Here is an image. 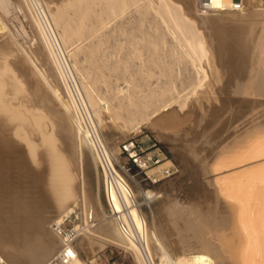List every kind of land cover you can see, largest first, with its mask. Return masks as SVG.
I'll return each mask as SVG.
<instances>
[{
    "label": "bare ground",
    "instance_id": "bare-ground-1",
    "mask_svg": "<svg viewBox=\"0 0 264 264\" xmlns=\"http://www.w3.org/2000/svg\"><path fill=\"white\" fill-rule=\"evenodd\" d=\"M7 1L0 0V250L3 252V255L0 254V264H38L58 245L60 250L62 241L52 228V223L61 221L70 207L72 209L80 203L86 230L98 236V240L92 243L87 239L90 244L95 243L97 249L107 244L125 248L136 264H264V0H242L239 8L230 7L231 0H214L216 8L206 13L198 10L197 0H182L184 6L178 0H171L173 4H178L176 7L180 9L174 10L180 11L181 18L187 21L185 23L189 22L190 27L201 30L200 34H196V30L190 28L195 32H188L187 27L183 26V37L192 40L186 53L196 61L197 76L188 94L186 91L183 92L184 97L178 94L177 97H167L169 101L151 111V114L140 117V126L149 128L160 141L169 142L182 155H188L193 160L198 158L200 166H197L201 167L199 170L203 175L200 184L203 195L187 204L172 200L161 187L136 190L115 169L108 143L109 138L114 139L112 130L118 125L112 126L115 123L109 109L98 111V124L90 121L91 126L86 125V130H83L82 120L72 113V107L61 91L55 77L58 74H53L50 68L43 41L37 40L34 30L36 36L32 35L31 44L35 43L36 48L29 43L24 45L13 40V32L2 18L9 5ZM20 1L14 0V6L26 17L22 2L18 3ZM23 1L31 13L34 10L33 17L43 39L38 37L44 40L43 44L47 47L53 37L47 31V17L41 5L44 4L49 11L52 8L51 18L57 21L62 18L70 2ZM112 2L120 6L124 0ZM172 17L174 19V14ZM156 31L152 32L156 34ZM56 52L54 59L64 72L63 63L56 55L60 49ZM39 55L43 61L39 60ZM130 95L127 94L131 101L134 100ZM119 99L122 100V97ZM200 104L203 115L208 111L217 113L224 104L243 105L246 108L229 125L232 130L216 142L209 157H200L201 152L195 146L196 139L182 137L190 133L184 125L191 121ZM203 115L199 114L196 119H202ZM105 119L113 123H110L112 128L109 129L108 139L101 136L98 129V126L106 125ZM56 130L63 131V137L68 138L67 147L61 146L63 143L60 144L59 131ZM87 133L91 134L90 139L86 137ZM76 138L80 141L78 145L82 147L86 168L91 165L94 171L98 163L102 166L105 205L99 195V185L94 191L89 180L80 175L82 167L78 171ZM168 183V187L172 188L170 181ZM135 190L141 192L146 203L156 201L155 206H159L157 216L151 217V221L141 213L140 202H137L138 205L135 200ZM73 249L76 255L66 264L91 263L89 250H85V256H81L75 244ZM90 249L92 251L93 248Z\"/></svg>",
    "mask_w": 264,
    "mask_h": 264
},
{
    "label": "rangeland",
    "instance_id": "rangeland-1",
    "mask_svg": "<svg viewBox=\"0 0 264 264\" xmlns=\"http://www.w3.org/2000/svg\"><path fill=\"white\" fill-rule=\"evenodd\" d=\"M54 1L57 4L64 3L66 1L70 3L66 5L67 7L65 8V12L62 15V18L57 20L58 22L54 21L51 18L50 13L53 14L52 8H51V11H49V9H47V7L44 6V4L41 5L42 10L47 17V24H46V28H48L47 31L51 30V33L49 31L48 33H49V36L53 37V38L50 37L52 40V43L49 41H48L49 43H47V40H46V43H47V47H46L45 46L46 44H43L45 43L44 40H40L43 38L41 35V31L39 30V27L36 23V20L33 17V13H35L34 10H33V13H31L30 10L27 8L25 1L21 0L20 2H18V3L22 2V6L24 8L23 10L27 14L25 17L23 13L21 12V10L17 9V7L14 6V3H15L14 0H8L7 2L9 5L7 7V11L6 13L4 12V14L2 13L3 14L2 18L4 17L3 18L4 22L6 23L8 28L11 29V31L13 32V36H14L13 40L15 39L17 40L16 41L17 43H20V44L23 43L24 45H28L29 43L30 46H32L33 48H36L37 45L35 43L33 45L31 44L33 41V39H31L33 38L32 35L33 34L35 35V32H36L37 40H39L40 42L43 41L42 46L44 50L45 49L47 50L45 51L46 53H48L47 57H48V62L50 61L49 63L51 66L50 68L54 70L53 71L51 69L53 74H56V73L58 74V76L55 75V77L58 83L60 84L62 93L64 94L65 98L68 100V102L70 103L72 107V113L75 116H79L80 119L83 121V122L81 121L83 130H86L87 126L89 127L91 126L90 121L94 124H98L96 120L98 111L100 112L102 109L104 110L105 108L109 109L112 115V118H113L112 121L115 124L112 125L113 123L109 119L107 120H109V122L112 124L108 123L105 119L104 123L106 122L107 123L106 125L104 123L103 124L106 128L104 129V126L100 125L98 126V129L100 130V135L102 134L101 136H103L105 139H108L110 137L109 129L112 128L111 125L113 127H115V125H118V127H116L117 129L114 128V130H112L114 131V136H113L114 139L109 138L110 139L109 143H108V140L106 141L109 146V151L111 154V158L113 159V165L115 169L125 179L126 177L130 178L134 175V178L137 181H139L138 183L137 181L132 182L126 179L130 183V185H132L134 189L144 190V189H149V188L155 189V188L161 187V190H164V192H167V194L169 193V197L172 200H177V201L179 200V202L182 204H187L188 202L193 201V200L197 201L203 195L202 188L200 186L203 180V177H202L203 175L201 174V170H199L201 167L200 168L198 167L200 166L199 164L200 162L198 158H195V160H193L194 158L188 155H182L180 150L176 148L175 149L172 148L169 142L160 141L157 138V136L154 133H152V131L149 128H146L143 125L140 126V120L141 118L155 111L158 108V106L160 107L163 103L169 101L170 100L169 98L177 97V94L183 95L182 97H184L185 93L183 92L187 91L186 93L188 94L191 91L189 89H192V85L194 84L195 79H196L195 76H197L196 75L197 73L195 70L196 61H194L192 57L186 53V49L191 46L192 40L190 38L183 37L184 35L183 31H185L183 29V26L187 27V29L189 30L188 32L194 33L195 32L194 30H196L195 32L196 34L197 32H199L198 34H200L201 30L198 31V29H195L194 27H190L191 24L189 22L185 23L187 21H184L183 17H182L183 19L181 18V15L179 13L180 11L174 10L178 8L176 7L178 4L176 5L175 3L173 4L171 0H164V1L163 0H160V1L159 0H155V1L154 0H130V1L124 0V3H122L120 6L114 5L112 0H90V1L89 0H70V1L69 0H54ZM178 1L180 2L181 5L184 6V3L182 0H178ZM154 2L157 4H155ZM169 3H171V5ZM113 5L115 9L113 8ZM113 9L114 11H112ZM116 11L118 12L117 15H116L117 13ZM177 13L180 16H178ZM173 14L175 16L174 19L172 17ZM169 27L172 29H170ZM152 29H154L155 31L156 30H159V31H156V34H155V32L154 33L152 32L154 31ZM168 29H170L171 33L170 31H168ZM162 30L164 32H162ZM69 32L71 34H68ZM172 32L173 33L175 32V33L173 34ZM151 33H153V36ZM160 33L163 38L161 37ZM176 34L179 36H176ZM38 36H40V39ZM145 36L148 38H146ZM143 37L150 41L143 39ZM155 37L159 40H157ZM178 37H179V40H178ZM154 40L155 41L157 40L156 45L154 43L155 42ZM173 40H177V41L173 42ZM184 40H186V42ZM54 41L56 42L53 44ZM49 45H50V48H49ZM169 46H172V47H169ZM173 48L175 50H173ZM59 49H60V52H59ZM176 49L180 51L181 53L177 52ZM52 50L54 51L53 53L51 52ZM147 50L151 52H147ZM56 51L59 53H57ZM55 52L57 53L56 55L59 56L60 58L59 60H61V62L63 63V67L65 70L64 72H62L60 68H58L59 66H57L58 62H56L57 60L54 59L55 56H53ZM158 52L160 54H157ZM49 53H50V56H49ZM154 55H158V56H154ZM184 55L186 57H184ZM159 56H161L160 60L158 59ZM38 57H40L39 59L40 61L41 59L43 61V58L41 55H39ZM147 58H149L150 60ZM189 58H190V61H188ZM167 60L170 62H168ZM191 60L194 61L195 63H192ZM145 61H147V63ZM176 61L178 63L180 62L179 63L180 65ZM160 64L161 66H159ZM167 68L170 71L169 70L167 71L166 70ZM159 69L160 70L162 69V70L160 71ZM164 70H165V73L167 72L166 74L163 72ZM192 70H195V71L193 72ZM60 71L62 73H60ZM65 74L67 75V77ZM167 74H169V76ZM148 76H151L149 77L150 79L148 78ZM145 77L147 78L145 79ZM168 77L169 79H167ZM177 81H179V83ZM167 87L169 88V91ZM177 90L179 91V93H177ZM163 92L165 94L162 95ZM166 92H168V95H166L167 94ZM127 94H131L132 95V96L130 95L131 99H134V100L131 101L130 97L127 96ZM80 97L82 99L81 101H80ZM121 97H122V100L119 99ZM160 97L163 100L165 99V97L166 98L169 97V98L163 101ZM179 99H181V97ZM218 104L220 105V103H216L215 105H218ZM199 106H201V104L197 106L199 110L198 108H196L194 115H192L191 117V121H189L188 123L184 125L185 129L189 130L190 133L184 134L185 137L183 135L182 137L185 139H192V140L196 139L197 141L195 143V146L197 147V149H199L198 150L199 153L201 152L199 154L200 157L201 156L209 157V155H211V153L213 152L212 148L215 146L216 142L222 140L228 134V131L232 130L231 129L232 127L229 125L234 120L238 119L240 114L243 113L246 110V108L243 105L241 106L242 107L241 108V107H238L236 104H231V105L226 104V106L224 104V106H222L221 109H219L221 112L218 111L217 113H213L216 115L215 117V115H213L212 113H209V111L205 112V114L203 115L202 113L203 111ZM226 108L229 111H227ZM93 110L94 111L96 110V111L94 112ZM218 113L220 114L222 113L223 115L221 114V116H219L220 114L218 115ZM199 114L203 115L202 119H196V118H199L198 116ZM83 118L85 120H83ZM92 118L95 122L92 120ZM218 118L220 119V121ZM213 122L214 123L216 122L215 125ZM188 125L190 128L188 127ZM203 126L205 127V129ZM204 130H206L205 133H203ZM57 131L59 130H56V132ZM61 132L63 131L60 130L59 133L57 134L59 135V138L61 140L60 144L63 143L61 146L65 148L67 147V144H68V138L66 136L63 137ZM201 133L205 135L202 136L203 134L201 135ZM60 134L62 136H60ZM86 137L90 139L91 134L88 135L87 133ZM63 138H65V140ZM76 139H77L76 140L77 142H75V146L77 149L76 159L78 162L77 163L78 171H80L81 170L80 168L82 167V170L79 173L80 175H82L83 177L85 176L86 179L89 180V183L94 191L97 190V186L99 185V195H100L102 202L105 205L104 193H103V188H102V180H103L102 166L98 163L97 164L98 166L96 168L97 170L95 169L94 171H93L94 167L93 166L91 167V165L90 167L86 168V161L84 159V154L82 153V147L80 144L78 145L80 141L78 140V138ZM209 139L211 142L209 141ZM129 141H133L134 143L141 145L143 148H151V145L155 143L156 146L160 147V150L163 152V155H165L167 159L172 160L177 165L178 171L174 175L167 177V178H163L157 183H151V181L145 177V174L143 173V171H138L137 169L133 167L129 171L128 175H125L124 172L122 171V168L123 166L124 168L127 166L126 165L127 158L125 154L120 153L119 147L121 146L122 143L129 142ZM200 150H203V152ZM79 152H81L82 154ZM79 155L81 156V158ZM183 169L184 171H182ZM153 170L154 169L148 170V173H151ZM168 181H170V183L173 185L172 188L168 187L169 185ZM136 190H135V192L137 193L135 197L136 203L140 202V205L139 203L137 204L139 205V209L141 213H143V215L148 221H151V217L157 216V210L159 209V206H155L156 201L146 203L143 199V195H141V192L138 193V191ZM154 207H157V208H154ZM81 208H82L81 203L78 204L77 207H74V208L72 207V209L70 207L68 213L66 214V217L68 218L65 221L66 224L68 223L79 224V225L84 224L83 229L81 230L79 235H77V237L74 239V242H73V244H75L77 249L79 250L78 252L80 253V255L85 256V250H89L88 251V253H90L89 259H91L92 257L91 263L89 264H136L133 259L132 254L129 251H127L125 248H121L113 244H107L105 246H102L103 248L100 247L97 249L96 245H94L95 243H93L92 245L90 244V242L87 239H90L92 243V241L94 242L98 240V238H96L98 236H95L89 230H86L87 226H86V223H84V220H82L83 214H82ZM174 232L175 231L172 229L171 233L173 236L175 235ZM99 238H101V236H99ZM89 244H90V247H89ZM90 248H93L92 251ZM58 250H59V245L53 253L44 257L38 264L59 263V261H56L58 260L57 257H55L57 256ZM0 254L3 255V252L1 250H0ZM51 257L52 258L54 257L53 258L54 260H52ZM93 258L95 259L93 260ZM48 259L49 261L46 262V260Z\"/></svg>",
    "mask_w": 264,
    "mask_h": 264
},
{
    "label": "built area",
    "instance_id": "built-area-1",
    "mask_svg": "<svg viewBox=\"0 0 264 264\" xmlns=\"http://www.w3.org/2000/svg\"><path fill=\"white\" fill-rule=\"evenodd\" d=\"M214 0H197V8L200 12L206 13L216 8ZM230 7L239 8L242 6V0H231ZM120 153L125 154L127 158V166L122 168L125 175H128L131 168H135L138 171H143L145 177L151 181V183H157L163 178L170 177L178 171L177 165L170 159H167L159 146L155 143L151 145V148H143L141 145L134 143L133 141L122 143L119 147ZM154 169L151 173L148 170ZM132 178V179H131ZM126 179L134 182L137 181L132 177H126ZM139 183V181H137ZM68 217L64 216L63 220L52 223V228L62 241V247L57 253V259L60 264H66L71 260L76 252L73 249L74 239L79 235L83 229L84 224H66L65 221Z\"/></svg>",
    "mask_w": 264,
    "mask_h": 264
}]
</instances>
